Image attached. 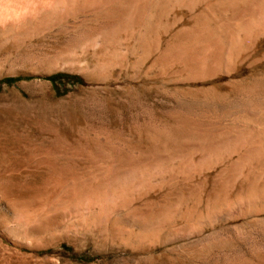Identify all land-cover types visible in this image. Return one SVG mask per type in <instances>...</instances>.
Wrapping results in <instances>:
<instances>
[{"label":"bare ground","instance_id":"6f19581e","mask_svg":"<svg viewBox=\"0 0 264 264\" xmlns=\"http://www.w3.org/2000/svg\"><path fill=\"white\" fill-rule=\"evenodd\" d=\"M81 13L93 25H76L70 52L51 63L105 80L131 56L183 82L233 80L243 57L264 45V0H0V26L16 37ZM89 54L93 65L83 61ZM230 84L184 95L198 110L138 124L133 139L86 131L74 143L56 137L57 149L30 150L28 169L47 174L41 188L14 195L25 207L35 199L17 212L23 234L61 224L150 251L264 218V76Z\"/></svg>","mask_w":264,"mask_h":264},{"label":"rangeland","instance_id":"374dc122","mask_svg":"<svg viewBox=\"0 0 264 264\" xmlns=\"http://www.w3.org/2000/svg\"><path fill=\"white\" fill-rule=\"evenodd\" d=\"M89 17L81 13L60 27L18 37L0 26V264H236L263 260L264 218L255 224L221 226L215 231L217 236L214 233L205 243L162 244L150 251L96 233L78 237L61 224L23 234L17 212L31 207L35 199H29L30 205L25 207L15 202L14 195L41 188L47 174L46 170L28 169L33 165L30 150L57 149L56 137L74 143L86 131L133 139L138 124L164 120L181 110H198L185 99L188 93L208 87L228 92L232 81L250 83L264 76V45L243 57L233 80L183 82L165 76L151 61L135 65L134 56L125 67L106 69L107 80L82 69L52 65L70 52L67 45L75 37L76 25L83 21L93 25ZM83 61L93 65L96 59L89 54Z\"/></svg>","mask_w":264,"mask_h":264},{"label":"trees","instance_id":"16d2710c","mask_svg":"<svg viewBox=\"0 0 264 264\" xmlns=\"http://www.w3.org/2000/svg\"><path fill=\"white\" fill-rule=\"evenodd\" d=\"M8 82H11V81H8Z\"/></svg>","mask_w":264,"mask_h":264}]
</instances>
